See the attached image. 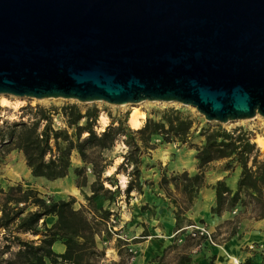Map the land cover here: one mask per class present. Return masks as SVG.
<instances>
[{
  "label": "water",
  "instance_id": "95a60500",
  "mask_svg": "<svg viewBox=\"0 0 264 264\" xmlns=\"http://www.w3.org/2000/svg\"><path fill=\"white\" fill-rule=\"evenodd\" d=\"M0 94L264 117V0H0Z\"/></svg>",
  "mask_w": 264,
  "mask_h": 264
},
{
  "label": "trees",
  "instance_id": "16d2710c",
  "mask_svg": "<svg viewBox=\"0 0 264 264\" xmlns=\"http://www.w3.org/2000/svg\"><path fill=\"white\" fill-rule=\"evenodd\" d=\"M28 119L1 120L0 155L10 149L21 152L25 166L32 176L55 180L65 176L70 168V153L75 151L82 164L72 167L75 176L74 185L81 188L86 183L85 169L89 167L93 179L89 182V194L84 197L95 208L94 198L102 196L107 202H114L122 195L128 201L131 191L142 192L143 184H152L141 178V156L154 148L156 142L186 143L195 149V171L172 172L166 175L160 170L157 185L174 205L173 240L163 248V252L151 257V260L162 262L168 248L178 247L176 239L183 225L193 223L184 216L198 189L204 184L205 167L213 160L223 159V168L230 170L239 166V173L234 189L223 179L213 183L214 200L210 211L220 214L237 204L249 208V216L258 218L264 215V151L253 141L250 130L235 125L224 127L220 123L201 126L197 133L202 136L200 144L191 141L196 130L194 120L182 109L172 105L157 110V117L146 115L138 127H130L127 113L110 115L101 130L95 129L98 108L86 105L83 110L76 102H66L59 107H47L40 104L24 106ZM58 114L63 125L55 126L52 115ZM129 116V114H128ZM127 120V121H126ZM158 136V141L153 137ZM121 142L125 150L121 159L114 165V170L107 175L103 171L112 164L102 155L115 142ZM122 172L125 181L119 186L115 174ZM107 181L111 186L103 185ZM171 184V187L170 185ZM174 191L179 193L175 195ZM75 197L54 198L42 196L38 190L22 187L20 183L0 186V264H94L103 258V249H98L94 242L97 230L93 227L86 212L74 207ZM148 206L142 204L143 210ZM112 211L106 209L103 217L107 218ZM55 216L50 224L44 217ZM239 218L230 221L229 230L224 239L236 235ZM139 237L147 234L145 225ZM29 233L33 238H22L21 234ZM214 234L211 233V238ZM120 238V237H117ZM135 238V237H134ZM189 234H182V247L174 264H185L190 260L187 248L200 241ZM55 240H61L64 248L57 252L52 248ZM116 246L117 260L111 264H127L133 255L128 250L126 238ZM138 240V239H137ZM15 245L14 249H11ZM8 255L3 256L4 253ZM247 260V259H246ZM248 262V261H247ZM209 264H212L209 261Z\"/></svg>",
  "mask_w": 264,
  "mask_h": 264
},
{
  "label": "rangeland",
  "instance_id": "374dc122",
  "mask_svg": "<svg viewBox=\"0 0 264 264\" xmlns=\"http://www.w3.org/2000/svg\"><path fill=\"white\" fill-rule=\"evenodd\" d=\"M1 95L2 96H0V100L2 97H4L8 100V104L2 105L0 103V123L1 120L9 121L12 119H19L21 115L22 119H28V116L25 113L26 110H24V106L27 104H40L42 106L47 107H59L60 105L66 102H76L81 107V110H83L84 106L86 105H95L98 108V115L95 122V129L97 131L101 130L103 126L107 123V113H109L110 115H117L118 113H127V117L129 118L128 114L130 115V112L134 107L138 108L144 114L143 117H140L141 119L139 118V125L143 122V119L146 115L157 117V110L161 109L162 107L168 105L179 107L194 120L193 126L196 128V130L194 131L191 137V141L195 144H200L202 141V136L197 133L201 126L214 125L215 123H219L216 121L205 120L203 116L193 106L182 105L178 102L173 101L165 102L142 100L136 103L126 102L121 104H114L103 100L82 102L76 99L62 97L34 98L26 96H15L10 94ZM52 122L55 126L63 125L62 120L58 114L52 115ZM127 123L129 124L128 121ZM220 124L227 128L235 125H241L242 127L250 130L253 135V141L261 151H264V145L258 142L259 140L264 142V117L260 114H255L249 118L233 119ZM158 139V136L153 137L154 141H158ZM124 150L125 146L119 141L115 142V144L112 145L110 148L103 149L102 155L106 159H110L112 161V164L103 171L102 175H107L114 170V165L118 163V161L121 159V153H123ZM194 153L195 149H190L186 145V143L178 144L177 142L170 141L167 144L164 142H156L154 148L150 149L149 152L141 156L140 166L141 178L145 179L146 181L151 180L152 184H143L144 192L142 193L131 191L127 202L123 200L122 195L117 196L115 201L110 203L107 202L102 196H97L93 200L95 208H92L90 202L84 197V194L90 193L88 185L89 182L93 179V175L90 172L88 166H86L85 169V185H83L81 188L75 187L74 185L75 176L72 171V167L75 165L82 164L81 160L79 159L77 153L74 150L70 153V168L67 174L62 178L56 180H48L43 177L32 176L29 173L28 168L24 164L21 152L14 148L10 149L8 152L0 155V186L6 188L9 184H14L15 182H18L23 188L31 187L38 190L39 194L44 197L51 195L54 198H67L69 195H73L75 197L73 206L76 208H82L86 212V215L90 219L91 224L97 230L96 234H94L95 245L98 249H103L104 251L103 258L97 260L94 264H103V262H105V264H111L112 260H117L118 258L114 255V251L116 250V246L118 245V243L122 241V238H126L128 245L132 246L135 249L134 257L130 261H128L127 264H161L154 260H151V258L149 259L147 257H144L143 255V244L140 243V240L148 238V236H150V232L146 231L147 234L141 238H136L138 236L137 234L134 236V238L132 235L129 234L128 228L124 225L122 219H124L125 216L130 217V214H139V211L141 210L140 206L142 204L147 205L149 202H152L151 198L156 199L159 198L160 195H164L162 189H160L157 185L160 170H164L166 175H169L172 172L181 171L182 169H186L189 173L194 172V168L196 165ZM159 158L165 163L163 164ZM220 161L221 160L210 162V164L208 165L211 166H208V168H214V165L219 164ZM214 175L215 174L212 173L210 174V177H213ZM115 176L117 178L119 186L122 187L125 181V176L122 174V172H117ZM71 185L75 187V190L69 188V186ZM103 185L108 187L111 186L107 181H104ZM157 192H160L161 194L158 195ZM174 193L175 195H177V197L179 196V193H177V191H174ZM202 196L203 198H207V193L203 191ZM168 200L170 201V199ZM163 206H165V204H163ZM236 206V209L234 208L235 211H230V214L238 216L239 219L240 217H246L251 214L249 212L248 207H245L240 204H237ZM106 209H110L112 212L108 214L107 218H104L103 214ZM148 211L151 213L155 212V210L151 207H148ZM194 222H203L206 225L204 219L202 221L197 220ZM142 223L144 225H147V222ZM229 227L230 222H224L216 225L214 229L208 228L211 233L214 234V237L212 238L213 243L209 244L217 247L220 251H222L221 248L226 245L224 242H227L229 240L228 239L222 241V238L226 236ZM145 228L146 230H148L147 227ZM117 234L121 236H118ZM181 234H184V231H182ZM117 236L120 238H117ZM179 236L180 235H178V237ZM240 236L241 233H239L236 238H240ZM21 237L25 239L33 238L29 233H23L21 234ZM233 241L238 242V240H234V238ZM250 242H255V247L249 248L247 244ZM258 242L263 243V245L259 247L257 245ZM181 245L179 246V248L182 247ZM14 248L15 245H12L11 249ZM175 248L176 247H170L167 249L162 262L167 264L176 263L177 253ZM239 249L242 251L241 255H237V257L240 259L241 264H264V229L262 230L261 238L257 240H246L244 244H240ZM223 251L225 254L226 252L232 254L231 252L225 251L224 248ZM6 255H8L7 252L3 254V256ZM212 259L213 255L208 254L207 260L208 262L211 261L213 264ZM230 263L231 262L228 258L225 262H217L216 264Z\"/></svg>",
  "mask_w": 264,
  "mask_h": 264
},
{
  "label": "crops",
  "instance_id": "0c3cea01",
  "mask_svg": "<svg viewBox=\"0 0 264 264\" xmlns=\"http://www.w3.org/2000/svg\"><path fill=\"white\" fill-rule=\"evenodd\" d=\"M167 143L168 142H164ZM190 149L193 147H189ZM177 149V148H176ZM194 149V148H193ZM160 159V158H159ZM161 160V159H160ZM219 164L214 165V168L207 165L204 170V184L198 189L196 197L194 198L191 206L185 210L183 213L184 216L190 221L194 222L197 220H205L206 227L209 229H214L216 225L219 223L230 222L234 217H238L234 214H230V210H223L220 214H216L210 211V206L213 204L214 200V191H213V183L216 179H223L225 183L231 188L234 189L235 181L237 175L239 173V166L234 165L232 169L227 170L223 168V159ZM213 160V161H217ZM164 164L165 162L161 160ZM212 162V161H211ZM210 164V163H209ZM186 170V169H185ZM195 171V168H194ZM214 173L213 177H210V174ZM59 179V178H58ZM56 180V179H55ZM171 187V184H169ZM76 187V186H75ZM74 186H69L70 189H74ZM149 188V187H147ZM202 188L203 191L207 193V198H203L202 196ZM161 189V188H160ZM163 191V190H162ZM142 192H144V188H142ZM141 192V193H142ZM160 195V192H157ZM152 202L147 204L148 207H151L155 210V212L151 213L148 211V207L144 208L143 210L139 211L137 215L125 216L122 219V222L125 226H127L129 234L133 237L141 232L143 229L142 222H147V231L150 232V236L148 238L140 240V243L143 244L142 251L144 257L151 258L154 255L161 254L163 252V248L172 242L173 240V225H174V217H173V209L174 205L172 204L171 200L169 201L168 197L164 195H160L159 198L153 199L151 198ZM117 202V201H116ZM165 204V206H163ZM172 204V205H171ZM153 205V206H152ZM237 207V206H235ZM233 207V208H235ZM236 209V208H235ZM148 212V213H147ZM55 216L52 214H48L44 217L46 224H50L54 220ZM182 225H186V221L181 223ZM264 229V215L258 218H253L252 216L240 217L237 223V231L241 233L240 238H236V235H232L226 239L222 238V241L228 240L224 242V245L220 251L217 247L206 243L203 241L199 248L195 247V245L189 246L186 250L190 256V260L185 262V264H209L207 260V255H213V264L217 262H225L228 258L231 261V258H237V255H241V251L239 249L240 244H244L246 240H257L261 238L262 230ZM229 230V229H228ZM228 232V231H227ZM238 240L237 241H233ZM183 243L181 238L180 241L176 239V253H180L183 248H179V246ZM237 242V243H236ZM52 248L57 251L61 252L64 248L63 243L61 240H55L52 243ZM172 248V247H171ZM231 252L226 254L223 251ZM114 255L117 256L118 254L116 250L114 251ZM165 256V255H164ZM160 263V262H158ZM162 264V263H161Z\"/></svg>",
  "mask_w": 264,
  "mask_h": 264
},
{
  "label": "built area",
  "instance_id": "2783aa9c",
  "mask_svg": "<svg viewBox=\"0 0 264 264\" xmlns=\"http://www.w3.org/2000/svg\"><path fill=\"white\" fill-rule=\"evenodd\" d=\"M232 212L235 211L234 208L231 209ZM183 229L184 233L189 234L191 237L198 238L200 237V241L195 244V247H199L201 245V242L206 241L208 243H213V239L211 238V231L206 227V225L203 222H193L186 225H183L177 230ZM118 236H121L117 234ZM180 236L177 238L178 241L181 240L182 234H179ZM117 236V237H118ZM255 242H250L247 244L249 248L255 247ZM257 245L261 247L263 243L258 242ZM128 250L133 253V255L130 257V260L134 257L135 249L132 246L128 245ZM230 264H241L240 259L238 258L236 261H230ZM105 264V262H103Z\"/></svg>",
  "mask_w": 264,
  "mask_h": 264
},
{
  "label": "bare ground",
  "instance_id": "6f19581e",
  "mask_svg": "<svg viewBox=\"0 0 264 264\" xmlns=\"http://www.w3.org/2000/svg\"><path fill=\"white\" fill-rule=\"evenodd\" d=\"M0 96H2V95L0 94ZM0 103L2 105H7L8 104V100L6 98L2 97L1 100H0ZM255 114H258V113H255ZM143 116H144L143 112H141L138 108L134 107L131 110L130 115H129V118H128V122H129L130 126L131 127H138L139 126V123H140L139 118L140 117H143ZM258 142L261 143L262 145H264V142L263 141L259 140ZM232 257H230L231 258V261L234 262V261L237 260V258H235V257L232 258Z\"/></svg>",
  "mask_w": 264,
  "mask_h": 264
}]
</instances>
